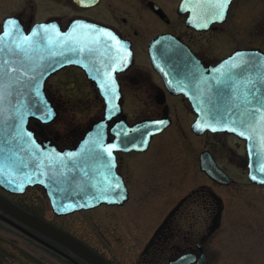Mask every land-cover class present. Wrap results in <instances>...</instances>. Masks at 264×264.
Wrapping results in <instances>:
<instances>
[{
  "label": "flooded vegetation",
  "instance_id": "obj_1",
  "mask_svg": "<svg viewBox=\"0 0 264 264\" xmlns=\"http://www.w3.org/2000/svg\"><path fill=\"white\" fill-rule=\"evenodd\" d=\"M184 1L96 0L94 4L81 5L78 0H0V33L3 31L5 21L11 17L18 18L27 30L36 23L56 22L63 31H67L74 21L82 20L110 28L121 40L127 42L128 48L133 51V61L126 68L114 73L118 93L120 92L122 96L120 100L122 111L110 121L105 143L114 142L116 138L114 130L119 127L117 122L123 118L131 126L151 120L169 122V126L162 132L152 136L145 150L131 151L123 148L115 150L116 165L113 173L121 184V189L118 190L120 195L127 194V198L122 204L101 207L122 209L132 207V204L128 205L138 201L133 205L138 211L133 210L132 216L123 221L124 235L119 237L123 240L120 245L121 252L114 254L109 249L98 248L70 229L43 217L32 206L16 201V198H25L32 191H40L50 206L45 190L41 186L29 187L22 194L10 193L0 187V196L67 232L110 264H264V205L257 204L250 193L243 195V206L229 202L240 198V194L233 193L230 187L236 185L241 178L246 184L253 186L252 190L264 196V186L253 184L249 180L251 161L247 142L225 131L198 134L193 130L199 110L185 95H176L168 90L150 57L151 41L160 35L176 38L181 43L179 56L189 60L190 54L205 68L218 65L221 60L237 50L259 49L264 52V0H234L225 22H213L203 30L188 26L191 9L185 10L181 7ZM237 3H246L245 18H248V22L250 20L253 28L249 23L247 29L246 22V29L243 30H247V40L232 34L229 41L232 45L237 43L236 47L225 56L219 57L216 54L214 56L210 53L212 45L207 48L205 43L212 42L214 35L225 31L231 10ZM257 8L261 9V14L259 13L260 15L258 14L253 21L252 15ZM150 21L154 22V25L147 24ZM143 31H148L152 35L143 44H137L136 37ZM253 31L258 35L261 45L252 44ZM168 57L171 58V55ZM196 64L194 60L191 63L192 66ZM99 67L93 71L96 77L103 75V66ZM69 70L82 74L81 77L87 80L95 97L96 103L91 108V111H95L94 115L83 124H62V114L69 113L72 108L61 93L57 94L48 82L47 92L57 109V116L47 125L34 120L31 122V127L37 132L39 140L50 141L60 151L79 149L82 141L90 135L95 121L104 118L107 107L103 92L88 80L90 78L86 72L79 67H65L50 79L56 77L63 79L62 74H66L67 78ZM189 77L196 78V76L187 78ZM128 95L143 104L134 118L126 111ZM181 117L186 118V124L177 130V121ZM172 130L176 131L175 135L171 133ZM156 142H159V145H155ZM167 145L173 150L171 151ZM197 148H200L199 151ZM180 152L188 158L178 161L177 155ZM165 154L172 155L168 158ZM205 159L212 160L226 174L227 178L224 177L228 183L214 180L202 170ZM86 160L87 163L91 162L88 158ZM101 163L100 168L103 170L102 166L106 161L101 160ZM186 164L196 167L200 174L208 179L209 185L190 188L183 193L162 190L160 187L165 184L167 178L179 176L180 173L185 174L183 171L186 170ZM89 166H92V163ZM143 168L145 173L140 170ZM170 168L175 170L174 174L168 173ZM109 178H112L111 174ZM6 220L17 224L31 235ZM0 229L5 231L4 233H15L17 237L23 239L24 245L15 243L26 249L12 253L0 245V264H92L67 246L1 209ZM5 235L1 234L4 236L3 239L7 240L8 236ZM115 241L120 243L119 240ZM26 245L33 250H29ZM125 248L126 252L123 251Z\"/></svg>",
  "mask_w": 264,
  "mask_h": 264
},
{
  "label": "snow or ice",
  "instance_id": "obj_2",
  "mask_svg": "<svg viewBox=\"0 0 264 264\" xmlns=\"http://www.w3.org/2000/svg\"><path fill=\"white\" fill-rule=\"evenodd\" d=\"M78 2L81 5H87L94 4L96 0H78ZM232 3L233 0H185L182 7L185 10L190 8L194 13L192 22L196 27L207 28L213 22H221L226 19ZM5 49L18 53L28 60H33L32 54L37 51L47 52L49 57H64L65 52H78V54L87 52L93 56L98 51L104 52L105 55L111 53L108 56V63L103 65V75L96 77L100 81L99 86L103 90L104 96L110 97L107 100L105 115L108 120L111 119L117 108L113 100L119 95L114 73L117 69H123L131 63V52L116 32L110 28L76 20L67 32L61 31L60 26L52 22L37 25L30 32H25L16 18H10L7 21L6 29L0 33V52ZM236 57L239 59L236 61L230 59L226 65L214 69L218 74L214 78L215 83L223 85V88L218 90V95L212 94L211 88H207L206 93H202V95L207 94L208 96L206 119H215L216 123H197L196 127L199 129L207 127L213 131L219 128L239 131L241 136H248L249 139H252L251 133L259 128L258 135L261 143L264 144V55L237 52ZM44 59L45 57L40 55L27 69L23 61H20L17 67H13L8 61H0V122L4 124V127L0 128V132L5 136L14 132L15 135L11 139L27 137V142L41 152L43 149L36 143L33 132L25 128V123L29 116H34L41 121H49L56 115L47 98L41 93L42 81L48 71V68L43 64ZM68 62L70 61L67 58L63 60V63ZM61 63V60H55L51 65L52 70L55 71L56 66ZM85 67L88 65L86 64ZM210 79L213 78L204 77L201 83H206ZM239 84L245 85L242 97L239 94ZM233 88H236L237 91L231 95ZM26 94L30 99H24ZM200 103L204 104L205 101L201 100ZM241 105L246 107L241 110ZM222 108L223 110H221ZM233 108L237 110V113H233ZM223 116L229 117L228 122L221 120ZM237 120L240 125H247L248 130L241 131L240 128L233 127V123ZM166 123L168 122L165 120L152 121L149 128L142 134L140 143L127 140H121L119 143H105L101 133L94 140L86 142L89 147L82 152L55 153L53 149L51 151L54 155L45 153L44 157L54 166L61 167L65 166L66 158L75 161L86 155L106 161L101 172L106 187L99 188L92 199L113 200L115 198L113 193L119 195L118 190L121 189L120 182H114L115 150L120 149L126 143H131L134 148L147 146L144 137L153 134L152 127ZM116 135L119 136L120 133L117 132ZM32 156L39 159L36 152H33ZM80 170L83 171V169ZM0 171H3V167H0ZM259 171L264 173V161L260 163ZM37 173H43L45 177L48 176L43 163H40L36 173L21 171L17 174L11 168L4 171L6 179L12 184L21 180L31 183L32 176ZM110 174L112 175L111 179L109 178ZM23 186L21 183V189ZM76 206V204H71L72 208Z\"/></svg>",
  "mask_w": 264,
  "mask_h": 264
},
{
  "label": "water",
  "instance_id": "obj_3",
  "mask_svg": "<svg viewBox=\"0 0 264 264\" xmlns=\"http://www.w3.org/2000/svg\"><path fill=\"white\" fill-rule=\"evenodd\" d=\"M12 18H15V17H12ZM9 19L5 21L4 30L6 29L7 21ZM16 19L20 22V25L24 28L25 32H30L25 29L24 25L21 23V21L18 18ZM41 24H44V23L36 24L32 28H34L37 25H41ZM165 38L166 37H159L155 39L153 42L154 45L157 46L158 49L154 56L153 54L151 55H152V59L156 67L159 70H164L165 65L167 66L166 64L167 63V57H166L167 45L166 44L168 43H167V39ZM237 52L256 53L258 56L264 55V53L259 50H239ZM237 52H235L233 55L229 56L227 59L222 61L214 69L221 67V65H226L230 59H232L233 61L238 60L239 58L236 57ZM110 54L111 53H109L108 55H105L104 52L98 51L93 56L87 52L79 53V54L78 52H65L64 57H49L47 52L41 53L37 51L32 54L33 60H28L27 58H24L22 55L18 53H13L12 51L8 49H5L3 52H0V61H8L11 63L13 67H17L20 61H23V64L26 67V69L40 55H43L45 57L43 64L45 67L48 68V71L45 73L43 81H42L41 93L47 98L49 104L53 107L56 113V115L52 118V120H49V121H41L34 116H29L25 123V128L33 132L36 143L39 144L40 147L43 149L42 152L37 150L34 145L28 143L27 137H24L23 139H19V138L11 139V137L15 135L14 132L9 133L8 136H5L2 132H0V167H3V171H0V187L10 192H13V193H23L28 186L41 185L46 190V193L48 195V198L50 200V203H51V206L54 212L57 213L58 215H65V214L73 213L75 211L82 210V209H91L96 206H99L102 203H108V204L120 203L121 204L124 202V200L126 199V196L120 200H118V196H115L113 200H109V201L92 199V197L96 194L97 190L99 188H103V183L101 182V176H100L101 168L99 167V164H97L96 167H94V164L97 163V160L93 158L91 155H86L85 157L77 158L75 161L66 158V164L64 167H61L59 165L54 166L50 161H48L44 157L45 153H47L48 155H54V153L51 151L53 149L55 150V153H67L70 151L71 152H82L89 147V145L86 142L94 140L101 133L103 135V139L105 140L106 132H107L106 128L110 120L120 114L121 104H119V99H120L119 96H118V99L115 98L113 100V102L117 105V111L114 112L111 119L108 120L106 117L105 119L101 121L95 122L93 125L92 131L89 133L90 135H88L82 141L81 146L77 150H69L66 152H62V151H59L55 146H52L48 142L47 143L40 142L37 136V132L31 127V121L33 120H37L39 123H42V124H48L54 121L57 116V111L55 109V106L53 105L51 98L48 96L46 92V83H47L48 78L52 74L56 73L58 70L64 67H67L70 65H76L84 69L89 75V77L92 78L90 80L97 83V85L99 86L100 81L98 79H95L94 76H92L93 75L92 70L97 67L100 68L99 67L100 65L103 66L104 64L108 63V56H110ZM65 58H67L70 62L63 63V60ZM57 59L61 60L62 63L57 65L55 68V71H53L51 68V65ZM78 61H82V62H78ZM86 64L88 65V67H85ZM199 69L200 70L198 71V73L203 68H199ZM214 69H210V70L206 69L200 72L199 76L203 78L204 77L213 78V79L208 80L206 83H201L202 79H197L200 81V82L198 81L199 83H197L196 79H190V81L184 82V81H181L179 78H176L177 81H175L174 83L175 86L181 85V88L184 87L185 91L186 90L188 91V94L192 96V99H194V101L202 100V99L205 100V104H203L204 109H200L201 113L197 121L195 122V125L193 126V129L197 131L198 133H203L206 130H210V131H213V130L207 127H204L203 129H199L196 127L197 123H201V124H204L207 122L216 123L215 119H210V120L206 119V110L208 109V104H207L208 96L207 94L202 95V93H206L207 88H211L212 94L214 95H218V90L223 88V85H218L215 83L214 78L218 74L215 73ZM244 88H245L244 84H239V94L241 95V97L244 94ZM236 91L237 89L233 88L231 89L230 94L234 95ZM24 99L27 100V99H30V97L26 94ZM199 107L201 108L200 105ZM244 107L246 106L241 105V110H243ZM221 110H223V108ZM232 111L233 113H237V110L235 108H233ZM228 119H229L228 116H223L221 118L223 122H228ZM117 125L121 128L118 127L114 131H115V134L117 132L120 133L119 136L116 135L120 139V141H121V138L122 139L125 138L127 139V141L140 143L142 134L149 128V126L151 125V122L142 123L139 125V127L136 126V128H139V131H138L139 133L136 135L132 133L133 131H135V129H132V127L129 126L125 118H123L122 122L117 123ZM167 125L168 123L164 125L153 126L152 127L153 134L159 133ZM232 126L240 128L241 131L248 130L247 125H240L238 120L235 123H233ZM2 127H4V124L0 122V128ZM216 131H228L230 133H234L237 136H239L241 139H244L248 142V150H249L250 159H251L250 179L254 183L264 185V173H261L259 171L260 163L264 161V144L261 143L260 137L258 135L260 129L257 128L255 132L251 133L252 139H249L248 136H241L239 131H231V130L223 129V128H219ZM132 134L134 135V138L131 136ZM151 136L144 137L147 141V144ZM127 144H130L131 146V148L128 150H131L134 148L132 147L131 143H126L124 145H127ZM144 148H146V146ZM144 148L141 147L137 149L143 150ZM33 152H36V156L39 157L38 160L32 156ZM87 158L90 160L93 159L92 166H89L91 162L87 163V160H86ZM21 161H23V163H21ZM40 163L44 164L45 170L48 172V176L45 177L43 173H37L36 175L32 176L31 183L21 180V181H18L16 184H12L6 179L4 175V171H6L9 168L16 171L17 174H19V172L21 171L29 172V173H36V170L39 168ZM53 168H55V170H53ZM80 169H83V171H81ZM202 170L206 172L212 179L222 181L224 183L225 182L228 183V180L225 179V177L227 178L226 174H224V172H222V170H220L212 160L205 159L202 165ZM21 183H23L24 185L23 189H21L20 187ZM71 204H76L77 206L75 208H72ZM0 209L4 211L5 213L11 215L15 219L41 232L42 234L67 246L73 252H75L82 258L86 259L90 263L110 264L107 260H105L103 257H101L99 254L94 252L92 249H90L86 245L79 242L77 239H75L70 234L48 223L47 221L42 220L38 218L37 216L28 213L27 211L23 210L22 208L18 207L17 205L13 204L12 202H10L9 200L5 199L2 196H0ZM6 221L11 223L15 227L25 231L23 228L11 222L10 220H6ZM25 232L30 234L27 231ZM32 237L37 239V237L33 235ZM39 241L41 240L39 239ZM41 242L47 245V243L43 241Z\"/></svg>",
  "mask_w": 264,
  "mask_h": 264
},
{
  "label": "rangeland",
  "instance_id": "obj_4",
  "mask_svg": "<svg viewBox=\"0 0 264 264\" xmlns=\"http://www.w3.org/2000/svg\"><path fill=\"white\" fill-rule=\"evenodd\" d=\"M246 3H237L231 10L228 22L225 26V31L219 33V35H214L213 41L206 44V47L208 48L210 45V53L215 56V54L219 57L225 56L227 53L231 52V50L236 47V45H232L230 43V36L232 34L235 35L237 38L246 39L247 40V30L244 31L243 29L246 26V22L248 25L246 26L247 29L252 26L250 20L248 22V18L246 17V10H245ZM261 10V9H260ZM260 10L257 8L253 12V21L255 18H257L258 14L260 13ZM261 14V13H260ZM259 14V15H260ZM248 16V15H247ZM252 21V22H253ZM149 25H154V22L150 21L147 22ZM253 28V26H252ZM246 29V28H245ZM152 34H149L148 31H143L142 34L137 35L136 42L137 44H143V42H146ZM255 31H253L251 41L252 44L261 45V41L257 37ZM230 40V41H229ZM247 44V43H246ZM141 60L143 58H140ZM68 79L65 78L66 74H62L63 79H50L49 83L52 86L53 89L56 90L57 94L62 95L64 99L68 101L69 107L72 108V110L69 113H63L61 116L62 124H83L88 121L90 117H92L95 113L93 110L91 111V108L94 106L95 97L93 93H91L89 85L87 83V80L82 78L83 75L77 72H74L73 70H69L68 73ZM82 76V77H81ZM49 85V86H50ZM126 111L130 115V117L134 118L135 115H137L140 111V109L143 107L142 102L138 101L137 99L133 98L132 96H127V103H126ZM65 122V123H63ZM178 128L186 124V118L181 117L177 121ZM171 133L175 135L176 131L172 130ZM159 143V142H158ZM157 142L155 145L158 144ZM184 144V143H183ZM159 145V144H158ZM170 150L172 151L171 147L167 145ZM181 146V145H180ZM197 147V146H196ZM159 149V147H157ZM198 151L200 148H197ZM164 155V154H162ZM172 154H165L166 157H170ZM189 155V153H188ZM178 161H183V159H187L188 157L184 153H178ZM128 163V161H127ZM185 174L180 173L179 176L169 177L167 178L164 185H161V189H168L169 193H178V192H185L187 189L194 188V187H200L201 185L208 184L209 181L206 179V177L196 169V167H192V165L185 166ZM142 172L145 173V168L140 169ZM175 170L173 168H170L168 170V173L174 174ZM197 173V174H196ZM163 184V183H162ZM209 185V184H208ZM232 192L236 193L237 195L240 194V198L237 197L235 201H229L232 204H239L241 206L244 205L243 201V195L250 193V196H252L256 201L257 204L264 205V196L260 195L258 192H256L253 189V186H250V184H246L244 182V179L241 178L238 180V183L232 187H230ZM16 201L20 202L21 204H24L26 206H32L34 209L38 210V212L43 216L50 220H52L55 223H58L59 225H62L71 231L75 232L76 234L84 237L89 241L92 245L97 246L101 249H109L112 251V253L121 252V235H124L122 224L124 219H126L129 216H132L131 213L133 210H137L133 207L136 202L130 203L128 206L132 207H125L122 209L118 208H108V207H100L96 210L89 211V212H82V213H76L74 215H70L68 217H57L54 215L52 210L50 209V206L48 205L46 197L41 195L40 191H32L27 197L25 198H16ZM142 200H140L139 203H141ZM137 213V212H136ZM242 213V212H241ZM138 217V215H137ZM0 229V245H2L4 248H6L7 251L10 252H19V251H26L22 245H18L15 242L19 244H25L23 239L17 237L15 233L12 232H6ZM1 234H6L5 236H8L7 240H4ZM115 240H119L120 243H116ZM123 245V244H122ZM129 245V244H125ZM28 246V245H26ZM131 247V246H128ZM29 250H33L31 247L28 246ZM35 250V249H34ZM124 252L127 251V248L123 250Z\"/></svg>",
  "mask_w": 264,
  "mask_h": 264
}]
</instances>
